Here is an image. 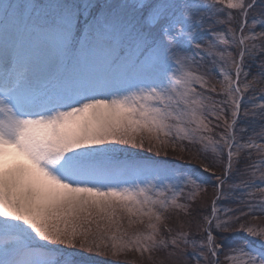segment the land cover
<instances>
[{
  "label": "snow or ice",
  "instance_id": "obj_1",
  "mask_svg": "<svg viewBox=\"0 0 264 264\" xmlns=\"http://www.w3.org/2000/svg\"><path fill=\"white\" fill-rule=\"evenodd\" d=\"M217 69L214 103L230 109L198 91L217 92ZM258 85L264 0H0V264H153L169 248L176 264H264V226L242 222L264 219ZM185 142L199 168L116 147L158 157ZM221 197L239 215L222 218ZM171 210L189 218L175 232Z\"/></svg>",
  "mask_w": 264,
  "mask_h": 264
},
{
  "label": "rangeland",
  "instance_id": "obj_2",
  "mask_svg": "<svg viewBox=\"0 0 264 264\" xmlns=\"http://www.w3.org/2000/svg\"><path fill=\"white\" fill-rule=\"evenodd\" d=\"M207 27V26H206ZM223 47H225L224 45H222V44H218L217 45V48H223ZM232 51H235L234 49H231ZM198 60H199V58H198ZM207 65V67L209 68V67H211V63L209 62V61H204V62H202V66H201V68H203L202 70H201V68H200V72L201 73H206V70L207 69H204V67L203 66H206ZM217 72H218V69H217ZM219 76V75H218ZM219 78H220V80H222L223 78L221 77V76H219ZM207 79H208V81H209V85L211 86V85H215V87H216V89H217V91L219 90L220 91V83H219V81L220 80H216L214 77H213V75L210 73V74H207ZM243 79H244V77H242V81H243ZM249 79H251V77H249ZM260 87H264V85H258L257 86V93H258V91H259V88ZM198 91H201V92H203V94H204V90L203 89H199L198 88ZM218 91V92H219ZM213 93V92H212ZM205 95V94H204ZM253 95V93H251V92H249V93H247L246 94V96H245V100H247V98L249 97V96H252ZM224 98H225V96H221L220 97V99H218V98H216V100H215V102H220V101H223L224 100ZM219 100V101H218ZM212 102V100H211V98L209 99V101L207 102L208 104H209V107L211 108V107H216L217 108V111H218V109H219V107H224V108H226V109H230V105H224V104H222V105H218V106H216V104L215 103H211ZM261 101H259V100H257V103L259 104ZM214 105V106H213ZM249 107H250V105H249ZM243 111V110H242ZM250 120L252 119V118H249ZM220 123H222L221 121H219ZM218 123V122H217ZM217 123H215V124H217ZM212 126V125H211ZM213 126H214V124H213ZM259 126L260 125H258V122H256V124H255V127L257 128V130H259ZM220 131V130H219ZM216 132H217V129H216ZM215 137V136H214ZM190 147V146H192V145H190V144H187L186 142H185V144H184V147L186 148V147ZM196 146V145H195ZM199 146V145H198ZM116 147H118V148H123V147H127V149H128V151L129 152H132V153H143L144 155H151L152 157H153V159H160V160H167L168 161V158H169V153L170 152H172V150L171 149H169V151H168V154H167V156H165L164 155V153H160V155L157 157V155H156V153L155 152H152V153H148V151H147V145L145 146V148L144 149H139V148H136V149H133V148H131V147H129V146H119V145H117ZM173 153H177V157H178V159H182V157H183V155H185V153H186V151L185 152H183V153H181L180 151H179V147L177 148V151H175V152H173ZM121 156H122V158H123V154H121ZM218 167H219V165H217ZM213 192V191H212ZM205 194H202L201 195V201L204 199V201L206 200V195L204 196ZM183 201L181 200V203H182ZM217 206H218V209H220L221 210V212H220V214H221V216H222V218H223V209H225V208H227V209H233V215H239V212L238 211H236L237 209H240V208H243V207H240L239 206V203L238 202H235V200L234 199H232V198H230V197H221V199L217 202ZM167 213H169V217L171 216V218H174V220H172V222H171V220L168 222L169 224H170V226L171 227H173V228H175L174 230L175 231H178L179 230V224L180 223H178V219H177V216L178 217H180L181 218V216L183 215V213L182 212H178V211H176V210H171V211H169V212H167ZM138 227H142V226H138ZM169 251H172V249H167V250H164V249H162V250H160V251H158V252H156V253H154L153 254V257H154V262H153V264H155V263H157V262H163V263H167V264H176V261L179 259V260H183L184 258L183 257H181V256H172V257H170L169 255H168V252ZM93 254H95V253H93ZM97 255V254H96ZM129 256H133L134 258H136V256H137V258L139 259V257H138V255L137 254H135V253H129L128 254ZM92 257V256H91ZM94 260H96V261H100V262H112V264H132V259L130 258V257H128V256H121V257H119V258H112V259H106V257L105 258H102V256H100V257H92ZM222 258H223V260H224V254H222Z\"/></svg>",
  "mask_w": 264,
  "mask_h": 264
},
{
  "label": "trees",
  "instance_id": "obj_3",
  "mask_svg": "<svg viewBox=\"0 0 264 264\" xmlns=\"http://www.w3.org/2000/svg\"><path fill=\"white\" fill-rule=\"evenodd\" d=\"M198 59V58H197ZM204 67V69H208V67H207V65L206 66H203ZM203 68H201V70H202ZM253 72H255V69H253ZM212 75H213V77L216 79V80H220V78H219V76H218V72L217 71H215V72H212L211 73ZM242 77L243 76H241V80H242ZM219 91V90H218ZM215 92V93H212V92H204V94L206 95V96H208V97H210L211 98V100H212V102L211 103H214L215 102V100H216V98H218V99H220V97L222 96V95H219L218 93L219 92ZM225 99V98H224ZM219 101V100H218ZM216 104V103H215ZM219 106L220 105H222V104H218ZM217 104H216V106H218ZM214 106V105H213ZM208 119L211 121V125L213 126V124H214V126L216 125L215 123H220L219 121H216L215 119H213V117L212 116H209L208 117ZM256 122H258V125H260V122L257 120ZM223 131V128L221 127V128H218L217 129V132H220V131ZM213 136H215V133H213ZM199 148V146L198 145H192V146H188V147H186V153H185V155H183V157H182V159H178V157H177V153H173V151L172 152H170L169 153V158H168V161L169 162H174L175 164H177V165H183V166H185V167H189V168H199L200 167V162L197 160V159H195L194 158V156H195V153H196V151H197V149ZM211 160H212V156H211V153H209L208 154V159L205 161V163H209V162H211ZM214 172H215V174L216 175H219L220 174V172H221V167L219 166H215L214 167ZM215 183V180L213 179V180H211L210 182H209V184L206 186L207 187V193L205 194L207 197H206V200L204 201V199L201 201V199L200 200H198L197 201V207H201V206H206V207H204V211L205 212H210V210H211V200H212V198H213V184ZM204 195V196H205ZM235 202H237V201H235ZM239 206L240 207H244L243 205H241V204H239ZM165 216L167 217L166 219H165V221H164V223L168 226V227H170V228H172L173 229V231L175 232V228H173V227H171L170 226V224L168 223L170 220H171V222H172V220H174V218H171V216L169 217V213H165ZM177 219H178V223H180L181 221H184V222H187V220L189 219L188 217H185L184 215H182L181 216V218L180 217H178L177 216ZM243 221H246V222H248V223H251V224H254V225H259V226H264V219H260V220H251L250 219V217H244V218H242V222ZM161 231L163 232V226H162V228H161ZM165 236H167L168 234L166 233V232H164L163 233ZM223 235L224 236H226V237H229V238H231V237H233L235 234L234 233H223ZM241 235H243V234H241ZM185 251L186 252H188V253H191L193 250L191 249V248H189V249H185ZM223 254V253H222ZM222 254H221V257H220V259H221V262H222V264H226V262H224V260H223V258H222ZM88 255H90V256H92V257H100V256H102V258H105L106 257V259H112V258H114V257H111V256H109V255H96V254H88ZM128 257H130L131 259H132V264H140V260L137 258V256H136V258H134L133 256L131 257V256H129V255H127ZM155 264H161V262H157V263H155ZM162 264H167V263H163L162 262ZM188 264H195V261H193V260H191V258L189 257L188 258Z\"/></svg>",
  "mask_w": 264,
  "mask_h": 264
}]
</instances>
